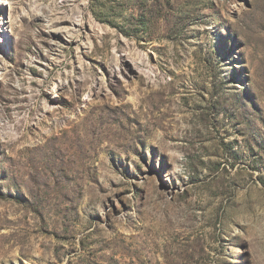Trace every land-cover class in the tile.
I'll use <instances>...</instances> for the list:
<instances>
[{
    "label": "rangeland",
    "instance_id": "rangeland-1",
    "mask_svg": "<svg viewBox=\"0 0 264 264\" xmlns=\"http://www.w3.org/2000/svg\"><path fill=\"white\" fill-rule=\"evenodd\" d=\"M0 264H264V0H0Z\"/></svg>",
    "mask_w": 264,
    "mask_h": 264
},
{
    "label": "bare ground",
    "instance_id": "bare-ground-1",
    "mask_svg": "<svg viewBox=\"0 0 264 264\" xmlns=\"http://www.w3.org/2000/svg\"><path fill=\"white\" fill-rule=\"evenodd\" d=\"M0 30H1V28H0Z\"/></svg>",
    "mask_w": 264,
    "mask_h": 264
}]
</instances>
